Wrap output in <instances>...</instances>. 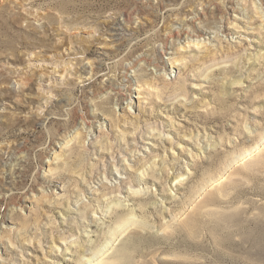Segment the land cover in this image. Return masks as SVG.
I'll return each instance as SVG.
<instances>
[{"label":"rangeland","instance_id":"1","mask_svg":"<svg viewBox=\"0 0 264 264\" xmlns=\"http://www.w3.org/2000/svg\"><path fill=\"white\" fill-rule=\"evenodd\" d=\"M126 239L113 264H264V0H0V264Z\"/></svg>","mask_w":264,"mask_h":264},{"label":"bare ground","instance_id":"2","mask_svg":"<svg viewBox=\"0 0 264 264\" xmlns=\"http://www.w3.org/2000/svg\"><path fill=\"white\" fill-rule=\"evenodd\" d=\"M201 31H202V29L199 28V29H196V31H194V34H189V33L186 34L187 37L189 36L190 38H193L192 41L194 42V45L195 44L196 45L200 44V42H201L200 39H201V37L203 35L201 33ZM170 33H171L170 38L173 39V35H172L173 33L172 32H170ZM185 33H186V31H185ZM176 34H179V33L177 32ZM177 37H179V35ZM215 52L216 51H213L212 54H214ZM235 82H237V81H234V80L232 81V83H235ZM250 153H251V151H246L245 154L243 155V157L248 155V154H250ZM137 169H139V167ZM143 173H145V172L143 171ZM180 176H182V175H180ZM172 179H179V176L174 175L172 177ZM132 192L135 193V192H138V191L134 192V190H132ZM114 218H115L116 225H115V227H113V229H112V231L110 233H111L112 236H115V238L118 237L121 234L123 235V233L125 231L131 229V227H134V228L139 227V228L147 229V228H150V227L153 226L152 224H149L148 220H141V219L139 220L137 218H134V216L131 215V213L129 211H125V210L116 209ZM143 218H145V217H143ZM125 242H123V244L121 246H119L120 248H118V249L116 248L115 252H117V251H119V252L117 254H115V252H114V255H111L113 258L108 259V260L104 259L103 261H101L102 259L98 260V258H95V259L94 258H92V259L88 258V262L89 263L93 262L95 264H99V263H103L105 261V264H108V263H112L113 264V263H119V262L122 263V262L125 261V259L126 260L128 258L130 259V256H129L130 255V253H129L130 252V247L134 246V244L130 243V241H127V239H126ZM66 248L68 249L69 247H66ZM106 250H107V248L102 249L100 251L101 255L104 254Z\"/></svg>","mask_w":264,"mask_h":264}]
</instances>
